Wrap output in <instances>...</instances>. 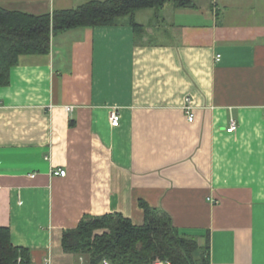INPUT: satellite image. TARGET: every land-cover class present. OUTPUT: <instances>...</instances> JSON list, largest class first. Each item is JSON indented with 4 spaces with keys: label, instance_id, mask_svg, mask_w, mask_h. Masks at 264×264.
I'll use <instances>...</instances> for the list:
<instances>
[{
    "label": "crops",
    "instance_id": "crops-1",
    "mask_svg": "<svg viewBox=\"0 0 264 264\" xmlns=\"http://www.w3.org/2000/svg\"><path fill=\"white\" fill-rule=\"evenodd\" d=\"M87 1L0 6L43 14ZM176 10L196 21L164 38L125 20L55 34L0 86V227L31 264H90L62 248L63 232L110 212L142 224L140 200L199 244L207 234L209 264H264V0Z\"/></svg>",
    "mask_w": 264,
    "mask_h": 264
},
{
    "label": "trees",
    "instance_id": "trees-1",
    "mask_svg": "<svg viewBox=\"0 0 264 264\" xmlns=\"http://www.w3.org/2000/svg\"><path fill=\"white\" fill-rule=\"evenodd\" d=\"M170 3L175 8H196L194 0H89L76 7L31 14L0 6V86L10 80V69L22 54H46L51 37L87 26L114 25L124 20L135 33L144 32L134 18L138 10L153 9L160 17ZM142 224L118 212L84 215L62 235L66 252L86 256L90 264H209V239L199 244L195 235L180 231L164 210L140 200ZM0 264H31V251L12 244L8 228L0 227Z\"/></svg>",
    "mask_w": 264,
    "mask_h": 264
},
{
    "label": "rangeland",
    "instance_id": "rangeland-1",
    "mask_svg": "<svg viewBox=\"0 0 264 264\" xmlns=\"http://www.w3.org/2000/svg\"><path fill=\"white\" fill-rule=\"evenodd\" d=\"M197 5L202 6L205 5L208 0H194ZM218 17H222L220 14ZM134 18L137 22L143 24L144 32L148 35L154 31L156 38H164L163 34L166 31L172 30L173 25H177L180 22H185V20H188L189 22L196 21L194 18H191L190 16L186 17L183 16L181 10H176L175 7H173L170 3L166 4L165 8L161 10L160 17H156L154 15L153 9H143L138 10ZM160 35H158L159 33ZM152 36V35H150ZM159 36V37H158Z\"/></svg>",
    "mask_w": 264,
    "mask_h": 264
},
{
    "label": "built area",
    "instance_id": "built-area-1",
    "mask_svg": "<svg viewBox=\"0 0 264 264\" xmlns=\"http://www.w3.org/2000/svg\"><path fill=\"white\" fill-rule=\"evenodd\" d=\"M219 58V55H217V59ZM186 105L184 106V110L186 112V114L188 115V120L189 121H192L193 119V111H192V106L190 105V99L189 98H186ZM72 106L71 105H68L66 106V109L67 110H72ZM109 122H110V125L113 126V127H116L119 125V122H120V114L117 110H112L110 111L109 113ZM236 122L234 120H231L230 122V125L229 127H227V131L228 132H232L236 129ZM66 173L65 169H56V170H53L52 171V174H55V175H61V176H64ZM160 262V261H158ZM156 262V263H158ZM101 264H110L106 259H103L102 260V263Z\"/></svg>",
    "mask_w": 264,
    "mask_h": 264
}]
</instances>
